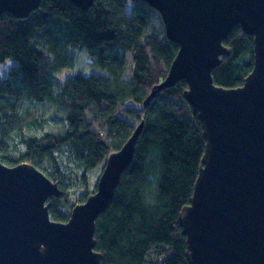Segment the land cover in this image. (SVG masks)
Wrapping results in <instances>:
<instances>
[{"label":"trees","instance_id":"16d2710c","mask_svg":"<svg viewBox=\"0 0 264 264\" xmlns=\"http://www.w3.org/2000/svg\"><path fill=\"white\" fill-rule=\"evenodd\" d=\"M130 1V13L129 0H96L89 10L43 0L26 18L0 15V63L16 62L0 78V160L34 164L58 182L63 195L50 200V214L66 222L97 190L77 201L73 183L105 168L144 122L134 159L97 218L96 250L101 264H189L179 216L199 175L203 125L184 97L186 80L144 105L166 79L179 45L158 10ZM224 43L231 53L214 69V81L239 87L254 67V37L236 27ZM81 51L93 70L62 76Z\"/></svg>","mask_w":264,"mask_h":264},{"label":"water","instance_id":"95a60500","mask_svg":"<svg viewBox=\"0 0 264 264\" xmlns=\"http://www.w3.org/2000/svg\"><path fill=\"white\" fill-rule=\"evenodd\" d=\"M89 10L96 0H69ZM158 10L168 38L179 45L165 88L186 80L184 97L203 125L205 151L190 204L179 222L189 264H264V0H143ZM43 0H0L26 18ZM236 27L254 37V67L239 87L217 85L213 71L229 55ZM144 122L111 153L97 190L74 206L66 222L52 219L59 183L34 164L0 160V264H101L97 218L109 207L134 159Z\"/></svg>","mask_w":264,"mask_h":264},{"label":"rangeland","instance_id":"374dc122","mask_svg":"<svg viewBox=\"0 0 264 264\" xmlns=\"http://www.w3.org/2000/svg\"><path fill=\"white\" fill-rule=\"evenodd\" d=\"M134 6H135V3L133 1L129 0L127 11L130 13L131 10L134 8ZM15 64H16V62L13 59H7L5 62L0 63V78H5L7 76L8 71ZM80 70H82L84 72H89V71L93 70V68L89 64L88 54L84 51L83 52L82 51L77 52V60H76L75 68L64 71L62 76L70 75V74H73V73L80 71ZM103 168L104 167L99 166V167L95 168L94 170L90 171L88 173L87 182H84V180H81V179H78L76 183L74 182L73 186L70 188L72 199L80 201L81 197L86 195L85 193L87 192L88 189L90 191H92L95 188H97L99 178L103 172ZM74 172L78 173L77 170ZM62 201H63V199L61 198V200H59L58 203L63 205L64 203H62Z\"/></svg>","mask_w":264,"mask_h":264}]
</instances>
